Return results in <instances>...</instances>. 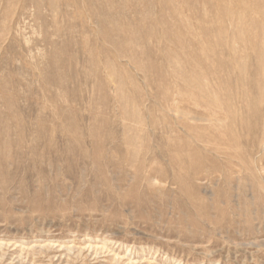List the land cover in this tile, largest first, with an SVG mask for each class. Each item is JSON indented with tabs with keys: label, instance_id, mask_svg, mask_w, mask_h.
I'll return each mask as SVG.
<instances>
[{
	"label": "rangeland",
	"instance_id": "374dc122",
	"mask_svg": "<svg viewBox=\"0 0 264 264\" xmlns=\"http://www.w3.org/2000/svg\"><path fill=\"white\" fill-rule=\"evenodd\" d=\"M263 110L264 0H0V264H264Z\"/></svg>",
	"mask_w": 264,
	"mask_h": 264
},
{
	"label": "bare ground",
	"instance_id": "6f19581e",
	"mask_svg": "<svg viewBox=\"0 0 264 264\" xmlns=\"http://www.w3.org/2000/svg\"><path fill=\"white\" fill-rule=\"evenodd\" d=\"M259 90H260V89H259ZM261 91H262V90H261ZM254 92H255V91H254ZM252 93H253V92H252ZM255 93H256V92H255ZM262 94H263V92H262ZM254 95H255V94H254ZM255 96H256V95H255ZM255 96H254V97H255ZM255 100H256V98H255ZM251 101H252V100H251ZM256 102H257V101H256ZM251 104H252V103H251ZM251 109H252V108H251ZM258 111H259V110H258ZM263 111H264V110H263ZM258 113H259V112H258ZM263 113H264V112H263ZM261 114H262V113H261ZM258 122H259V121H258ZM248 127H249V126H248ZM253 128H254V127H253ZM253 128H252V129H253ZM262 129H263V128H262ZM249 130H250V129H249ZM261 131H262V130H261ZM247 132H248V131H247ZM250 133H251V131H250ZM18 139H19V138H18ZM73 139H74V138H73ZM126 142H129V141H126ZM37 144H38V142H37ZM81 144H82V142L79 141L78 138H75V139L73 140V146H74V148H75L76 150H78L79 152H82V150H81V151L79 150ZM127 144H128V143H127ZM2 145H3V144H2ZM6 145H7V144H6ZM37 146H39V145H37ZM29 148H30V147H29ZM2 151H3V150H2ZM34 151H35V150H34ZM95 151H97V149H96ZM95 151H94V152H95ZM21 152H22V151H21ZM23 152H24V151H23ZM54 153H55V152H54ZM96 154H97V153H96ZM71 155H72V154H71ZM79 155H80V154H79ZM79 155H78V156H79ZM16 156H17V155H16ZM54 156H55V155H54ZM68 156H69V154H68ZM113 156H114V155H113ZM7 157H8V156H7ZM47 157H48V156H47ZM47 157H46V158H47ZM95 157H96V156H95ZM105 157H106V156H105ZM90 158H91V157H90ZM90 158H89V159H90ZM109 158H110V159H113L114 157L111 158V157L109 156ZM1 159H2V158H1ZM8 159H9V158H8ZM26 159H27V158H26ZM4 160H5V159H4ZM22 160H23V159H22ZM98 160H99L98 158L95 159V161L99 162ZM107 160H108V159H107ZM20 161H21V160H20ZM93 161H94V160H93ZM104 161H105V159H104ZM43 162H44V161H43ZM61 162H62V161H61ZM76 162H77V161H76ZM100 162H101V161H100ZM105 162H106V161H105ZM111 162H112V160H111ZM113 162H114V160H113ZM115 162H116V161H115ZM18 163H19V161H18ZM45 163H46V162H45ZM32 164H33V163H32ZM92 164H93V163H92ZM6 165H7V162H6V164H5V169L8 167V166L6 167ZM25 165H26V164H25ZM47 165H48V164H47ZM58 165H59V164H58ZM98 165H99V163H98ZM104 165H105V164H104ZM104 165H103V166H104ZM16 166H17V165H16ZM18 166H19V165H18ZM3 167H4V165H3ZM14 167H15V166H14ZM21 167H22V166H21ZM23 167H24V166H23ZM23 167H22V168H23ZM57 167H58V166H57ZM99 167H100V166H99ZM108 167H111V166H108ZM114 167H115V166H114ZM18 168H19V167H18ZM115 168H116V167H115ZM7 169H8V168H7ZM14 169H15V168H14ZM48 169H49V167H48ZM50 169H51V167H50ZM97 169H98V168H97ZM101 169H103V168H101ZM19 170H20V169H19ZM57 170H58V169L56 168V171H57ZM106 170H107V168H106ZM17 171H18V170H17ZM21 171H23V170H21ZM38 171H39V170H38ZM44 171H45V169H44ZM51 171H52V170H51ZM101 171H102V170H101ZM104 171H105V168H104ZM105 172H106V171H105ZM14 173H15V172H14ZM26 173H27V172H26ZM40 173H41V172H40ZM51 173H52V172H51ZM56 173H57V172H56ZM58 173H59V171H58ZM62 173H63V172H62ZM103 173H104V172H103ZM11 174H12V173H11ZM15 174H16V173H15ZM21 174H22V173H21ZM53 174H54V173H53ZM0 175H1V172H0ZM38 175H39V174H38ZM38 175H37V176H38ZM17 176H18V175H17ZM19 176H20V175H19ZM19 176H18V178H19ZM21 176H22V175H21ZM62 176H63V174H62ZM53 177H54V175H53ZM63 177H64V176H63ZM27 178H28V177H27ZM51 178H52V177H51ZM25 180L27 181V179H25ZM44 180H45V179H44ZM54 180L56 181L57 178L54 179ZM61 180H62V179H61ZM6 181H7V179H6ZM32 181L35 182V180H32ZM36 181H37V180H36ZM38 181H39V180H38ZM2 182H3V181H2ZM2 182H1V183H2ZM15 182H16V180H15ZM22 182H23V181H22ZM22 182H21V183H22ZM42 182H43V181H42ZM46 182H47V181H46ZM149 182H150V181H149ZM8 183H9V182H8ZM13 183H14V182H13ZM23 183H24V182H23ZM53 183H54V182H53ZM56 183H57V182H56ZM2 184H3V183H2ZM5 184H6V183H5ZM9 184H10V183H9ZM58 184H59V181H58ZM151 184H152V183H151ZM19 185H20V184H19ZM21 185H22V184H21ZM31 185H32V184H31ZM1 186H2V185H1ZM8 186H10V185H8ZM46 186H47V185H46ZM48 186H49V185H48ZM34 187H35V186H34ZM8 188H9V187H8ZM12 188H13V187H12ZM28 188H29V187H28ZM30 188H31V187H30ZM56 188H57V187H56ZM58 188H59V187H58ZM0 189H1V188H0ZM25 189H26V188H25ZM44 189H45V191H46V188H45V187H44ZM4 190H5V189H4ZM15 190H16V189H15ZM39 190H40V188H39ZM48 190H50V189H48ZM10 191H11V189H10ZM10 191H9V192H10ZM17 191H18V190H17ZM19 191L22 192V190H19ZM19 191H18V192H19ZM35 191H37V190H35ZM41 191H42V190H41ZM5 192H6V191H5ZM23 192H24V191H23ZM26 192H27V191H26ZM26 192H25V193H26ZM6 193H7V192H6ZM6 193H5V194H6ZM25 193H23V194H25ZM36 193H39V191L36 192ZM47 193H48V192H47ZM8 194H9V193H8ZM8 194H7V195H8ZM27 195H28V193H27ZM21 197H22V196H21Z\"/></svg>",
	"mask_w": 264,
	"mask_h": 264
}]
</instances>
